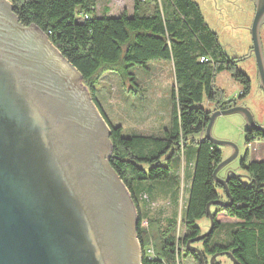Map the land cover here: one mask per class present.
Instances as JSON below:
<instances>
[{"label":"water","instance_id":"95a60500","mask_svg":"<svg viewBox=\"0 0 264 264\" xmlns=\"http://www.w3.org/2000/svg\"><path fill=\"white\" fill-rule=\"evenodd\" d=\"M250 27L259 85L264 93V52L259 28L264 0H256ZM241 113L246 128L264 131L243 104L214 109L203 138L232 152L212 177L225 198L207 202L209 225L185 241L200 264H216L229 250L193 244L215 227L211 205L232 202L231 170L238 154L230 140L212 135L218 115ZM109 126L81 83L79 71L35 24H22L10 0H0V264H142L138 215L129 190L109 163Z\"/></svg>","mask_w":264,"mask_h":264},{"label":"trees","instance_id":"16d2710c","mask_svg":"<svg viewBox=\"0 0 264 264\" xmlns=\"http://www.w3.org/2000/svg\"><path fill=\"white\" fill-rule=\"evenodd\" d=\"M10 2L19 21L24 25H37L79 71L81 83L97 107V88L106 71L115 72L123 82L127 79L134 83L131 89L136 92L140 88L131 68L149 72V60L170 62L173 84L167 127L162 129L161 135H127L121 125L106 120L112 145L109 163L140 211L137 238L142 248L141 263L178 264L177 258L182 255H191L198 261L197 254L185 248V241L201 231L196 220L206 215V203L225 198L224 191L216 190L221 186L212 177L214 167L223 158L222 152L218 145L203 138L204 130L212 110L238 104L235 98L225 100L226 93L215 85V76L227 71L238 81L242 87L239 98L251 87L249 76L226 54L198 3L194 0H133L131 13L123 9L114 16L109 13V6L97 13V0ZM256 120L262 123L261 119ZM245 139L248 146L251 139L264 141V131L246 128ZM189 142H193L195 148L194 155L188 153V159L186 157L190 185L181 219L182 236L175 232V221L168 220L163 226L157 216L146 217L147 224L143 226L141 209L132 191L133 183L169 178L173 175V162L180 159ZM240 167L249 181L245 183L238 174L230 173L226 183L231 204L210 206L216 214L223 211L238 220L228 223L227 241L210 242L211 234L205 237L203 251L207 257L213 251L229 250L242 264H264V151L258 160H249L245 152ZM144 197L140 200L146 205L149 199ZM224 225L225 222L216 220L214 228Z\"/></svg>","mask_w":264,"mask_h":264},{"label":"rangeland","instance_id":"374dc122","mask_svg":"<svg viewBox=\"0 0 264 264\" xmlns=\"http://www.w3.org/2000/svg\"><path fill=\"white\" fill-rule=\"evenodd\" d=\"M198 3L208 26L217 33L218 40L224 51L230 58L236 60L240 70L247 73L251 81L250 90L241 98V84L233 79L227 71L218 72L214 83L221 87L225 93V100L234 99L239 104L247 106L255 119L264 121V93L259 85L255 56L252 51V38L250 27L255 8L249 0H194ZM104 6L110 7L111 15H118L122 9L132 12L133 0H97L96 10L102 12ZM261 46L264 48V22L259 28ZM148 71L139 67H133L139 90L133 92L134 83L121 78L113 71H106L101 76L100 85L97 88L96 99L98 107L109 123L119 124L123 127L124 134L142 133L161 135L162 129L167 127L171 112V87L173 84V70L170 62L164 59H154L148 62ZM132 88V89H131ZM128 89V90H127ZM257 121V120H256ZM245 119L241 113H229L218 115L211 129L213 136L232 141L238 148V154L229 163L218 171L223 176L224 169L238 174L243 182L249 179L244 175L240 167V160L245 152L249 160H258L263 156L264 141L251 139V145L246 144ZM222 157L226 158L232 152L228 145L219 146ZM195 144L189 142L180 159L173 162L172 172L169 178L164 180H142L133 183L132 191L138 200L137 206L141 209L142 225H146V217L157 216L165 226L167 221H175V232L183 234L182 217L188 199L190 179L187 176L188 153L194 155ZM190 157V156H189ZM216 190L223 192L219 186ZM130 193V192H129ZM131 195V194H130ZM141 196L148 197L146 205L142 203ZM144 197V198H145ZM136 216L139 210L135 207ZM216 214V220L223 222V227L213 229L210 242H225L228 240L226 228L229 222L236 221L225 212L227 218ZM145 216V217H143ZM196 224L205 232L209 225V219L205 215L196 220ZM146 238V237H145ZM138 239V238H137ZM149 249L151 244H148ZM147 246V247H148ZM147 251V249H146ZM148 252V251H147ZM150 252V251H149ZM142 253L139 247V255ZM185 254V250L183 251ZM210 257V256H209ZM178 264H198L191 255H182ZM217 264H234L226 254H218L215 257Z\"/></svg>","mask_w":264,"mask_h":264},{"label":"flooded vegetation","instance_id":"af4514ba","mask_svg":"<svg viewBox=\"0 0 264 264\" xmlns=\"http://www.w3.org/2000/svg\"><path fill=\"white\" fill-rule=\"evenodd\" d=\"M249 2H251L252 3V5H253V8H255V5H256V0H249ZM263 52H264V48H263ZM239 104V103H238ZM234 105V104H233ZM231 106V105H230ZM224 171H225V169H224ZM202 231H200L199 233H201ZM198 233V234H199ZM193 237V236H192ZM184 238V237H183ZM189 238H190V236H189ZM206 238H208V237H206ZM205 238V239H206ZM187 239H188V237H187ZM204 239V240H205ZM204 240H200V241H195L193 244H195L196 246H198V247H200L202 250H204V244H203V242H204ZM221 251H223V250H221ZM213 252H216V251H213ZM212 252V253H213ZM195 253V252H194ZM212 253H210L207 257H205V258H209V256L212 254ZM215 263H217V262H215ZM198 264H199V260H198Z\"/></svg>","mask_w":264,"mask_h":264},{"label":"crops","instance_id":"0c3cea01","mask_svg":"<svg viewBox=\"0 0 264 264\" xmlns=\"http://www.w3.org/2000/svg\"><path fill=\"white\" fill-rule=\"evenodd\" d=\"M122 10H123V9H122ZM109 12H110V11H109ZM224 173H225V171H224ZM222 215H223L224 219L227 218L226 214H224L223 212H221V216H222ZM224 221L228 222L227 220H223V222H224Z\"/></svg>","mask_w":264,"mask_h":264},{"label":"built area","instance_id":"2783aa9c","mask_svg":"<svg viewBox=\"0 0 264 264\" xmlns=\"http://www.w3.org/2000/svg\"><path fill=\"white\" fill-rule=\"evenodd\" d=\"M201 59H203V57Z\"/></svg>","mask_w":264,"mask_h":264}]
</instances>
